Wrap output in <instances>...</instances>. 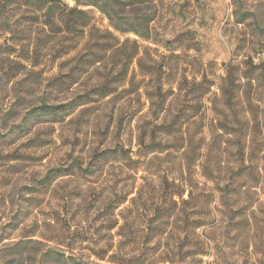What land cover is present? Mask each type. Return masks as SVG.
I'll list each match as a JSON object with an SVG mask.
<instances>
[{"label":"trees","instance_id":"16d2710c","mask_svg":"<svg viewBox=\"0 0 264 264\" xmlns=\"http://www.w3.org/2000/svg\"><path fill=\"white\" fill-rule=\"evenodd\" d=\"M118 4L117 0H0V28L11 34L10 40L0 44V91L16 85L31 95L33 88L45 86L54 94L66 95L85 86L83 94L64 103L50 104L42 99L28 118L5 130L0 170L9 168L16 175L23 172L27 159L16 144L33 134L35 126L50 132V139L35 137L30 143L37 141L36 147H46L57 127L70 124L76 116L90 118L94 110L112 104L119 107L115 118L118 129L131 131L142 108L129 110L122 105L139 104L140 89L148 79L143 89L150 101L151 117L137 126L135 147L120 143L98 146L86 161L77 158L68 166L50 169L37 182L35 191L48 195L58 181L71 180L78 188L77 196L82 197V186L88 187L99 227L80 243L89 242L90 257L100 263L213 264L205 261L213 256V248L205 240L204 230L214 223L211 205L215 193H205L206 184H215L220 202L228 206L230 201H239L249 179L253 183L248 188H256L264 176L251 167L222 175L221 154L215 159L216 170L210 171L206 162H201L204 138L196 139L191 128L201 133L208 121L213 128L237 138L238 154L245 160L249 137L255 136L260 126L253 100L264 106V59H232L220 77L197 70L189 74L191 77L182 74L177 79L172 67L167 71L151 56L150 64L145 61L150 47L138 38L152 40L149 24L153 19L137 13L125 16ZM86 6L96 7L111 28L100 26L97 16L82 8ZM247 16L242 14L241 20ZM116 33H131L136 38L122 39ZM135 65L142 80H136ZM55 69L57 73H53ZM172 76L174 80L169 82ZM215 87L218 92H213ZM172 103L178 107L172 108ZM250 121L254 123L249 132ZM162 154L165 159L172 157L163 169L154 165ZM197 168L202 169L203 184L196 177ZM108 175L113 179L108 180ZM237 215L227 234L240 252L249 248V233H245L247 220L240 211ZM74 242L65 247L75 250ZM226 244L222 239L217 248ZM222 250L219 248V254ZM44 257L47 263L55 258L58 264H86L52 252Z\"/></svg>","mask_w":264,"mask_h":264},{"label":"rangeland","instance_id":"374dc122","mask_svg":"<svg viewBox=\"0 0 264 264\" xmlns=\"http://www.w3.org/2000/svg\"><path fill=\"white\" fill-rule=\"evenodd\" d=\"M117 1L121 3L117 9L125 16L137 13L153 19L149 24L152 40L145 42L138 38L141 44L150 47L145 61L150 64L152 57L162 62L167 71L172 67L177 79L182 74L193 75L197 70H206L220 77L224 73L225 65L232 59H236V62H242L249 56L254 62L264 59V0ZM71 4L74 3L71 1ZM82 8L95 14L100 26L111 28L109 21L96 7ZM242 14L248 16L241 20ZM116 34L122 39L136 38L131 33L122 36ZM10 38L11 34L0 28V44ZM163 58L167 60L163 61ZM57 71L58 69H55L53 73ZM62 71L66 73V70ZM134 71L136 80H142L143 76L136 65ZM167 80L172 82L174 77ZM147 81L148 79L145 84ZM145 84L140 89L142 96L139 104L122 105L129 110L142 108L139 117L132 124L131 131L130 128H127L126 132L118 129L115 118L119 107L113 108L110 104L98 112L94 110L90 118L86 115L76 116L70 124L57 127L56 133L46 147H36L37 141L33 144L29 141L35 137L50 139V132L46 133L40 126H35L33 134H28L17 142L16 146L20 153L27 159L23 172L16 175L12 174L9 168L0 170V264H58L55 258L46 262L44 256L48 252L86 264H104L90 257L89 242L80 243L83 238H91L94 229L99 227L97 212L92 209L94 202L92 192L88 187L82 186L85 192L79 197L78 188L71 180L58 181L55 189L48 195L35 191V185L50 169L68 166L77 158L86 161L91 151L98 146L108 147L120 143L135 147L137 126L145 118L151 117L150 101L144 94ZM79 87H82L81 90ZM79 87L66 95L54 94L45 86L33 88L31 95L24 93V87L16 85L14 87L9 85L7 92L0 91V143L6 134L5 130H10V127L22 118H28L29 111L34 106H39L42 99L50 104L64 103L84 93L82 90L85 89L84 84ZM213 92H218L216 87ZM184 103L187 104L186 101ZM172 104V108L178 107L177 103ZM253 105L257 107L260 126L255 136L249 137L244 154L245 160L238 154L237 138L213 128L208 121V126L201 129V133L199 129L191 128V132L194 131L197 135L196 139L204 138L201 151L204 159L201 162L204 160L210 171L216 170L215 159L221 154L222 175L251 167L259 170L264 176V106L256 99L253 100ZM206 106L212 107L211 104ZM253 123L250 121L247 125L249 132ZM171 160L172 157L165 159V155L162 154L154 161V165L163 169ZM201 172V168L196 169V177L203 184L205 180L202 179ZM107 178L111 180L113 176L108 175ZM252 183L253 180L249 179L239 201H230L228 206L220 202L221 193L215 184H206L205 193L213 194L211 190L215 193V200L211 205L214 223L204 230L205 240L210 248H213V256L206 257V262L264 264V177L258 187L248 188ZM237 211H240L242 213L240 216L247 220L245 233H249V248L240 252L233 247L227 234L233 225L232 218L236 217L235 220L239 218ZM211 238H215L217 242H211ZM46 239L63 241L65 244L60 245L59 242H50ZM222 239H226L227 248L223 246L217 248V243ZM72 240L75 241L72 243L75 250L65 247ZM219 248L223 249L220 254Z\"/></svg>","mask_w":264,"mask_h":264}]
</instances>
